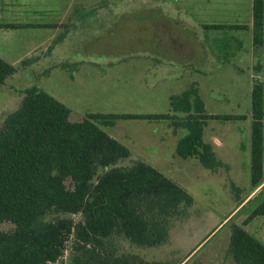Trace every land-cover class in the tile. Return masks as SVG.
<instances>
[{
  "label": "trees",
  "instance_id": "obj_1",
  "mask_svg": "<svg viewBox=\"0 0 264 264\" xmlns=\"http://www.w3.org/2000/svg\"><path fill=\"white\" fill-rule=\"evenodd\" d=\"M252 17V44L257 48L264 46V0H252ZM37 60L26 58L19 66ZM253 69L260 72V63ZM16 72L0 58V85ZM169 106L167 113H87L75 121L70 109L48 92L36 85L23 89L19 106L0 123V264H60L67 249L68 264H168L120 251L119 242L141 248L166 244L172 220L194 199L154 166L133 159L130 149L97 122L166 120L173 132L185 130L175 144L179 157H195L206 169L227 171L203 141V128L208 120L246 118L207 113L194 83L171 95ZM263 120V84L253 76L250 181L255 188L264 181ZM230 186L238 191L232 182ZM257 215H264V200L243 225ZM225 255L236 264H264V244L232 224Z\"/></svg>",
  "mask_w": 264,
  "mask_h": 264
},
{
  "label": "rangeland",
  "instance_id": "obj_2",
  "mask_svg": "<svg viewBox=\"0 0 264 264\" xmlns=\"http://www.w3.org/2000/svg\"><path fill=\"white\" fill-rule=\"evenodd\" d=\"M101 29L103 32L107 30ZM208 33L220 38L210 46L213 47L214 56L218 53L221 56L219 60L210 61L213 69L206 71L209 73L205 75L196 71L192 73V70L185 68L188 61L181 58L182 53L174 45L153 43V39L148 44L137 43L140 32L135 27L119 28L113 37L102 38L101 42L92 39V50L81 45V52L71 55L72 59L61 61L66 64L64 67H20V60L14 59V54L10 52L12 50L9 51L10 45H4L6 49L2 58L16 67L17 72L5 84L0 85V123L7 113L19 106L23 89L30 85L38 86L63 102L70 109L71 120L75 121L82 119L87 113L170 112L169 97L182 92L192 81L199 83L208 112L249 113L251 72L246 68V61L233 60L227 54L228 50L222 48L223 41H227L228 32L212 29ZM236 33L233 32L238 35ZM240 37L243 41L242 48H249L246 33L242 32ZM38 38H41V34ZM2 39L0 36L1 41ZM153 47L169 52L166 55L170 57L154 56L155 53L148 56V52L143 53ZM258 63L264 69L262 47L256 48L252 53L253 73L255 71L252 66ZM257 76L261 78L264 87V73ZM211 123L215 127V136L223 141L226 151L238 149L235 140L239 138V132L242 149L244 144L249 147V139L246 138L249 128L247 121L213 120ZM97 124L128 147L133 159L138 158L154 166L194 199L192 206L183 215L172 220L166 244L141 248L122 239L119 242L120 251L136 253L147 260H167L168 264H178L183 259L180 264L195 261L200 264H236L225 255L232 224L243 227L264 244V215H257L243 225V220L264 200V186L256 191L255 187L252 188L250 165L247 166V172L244 171V162L250 160V150L247 155L243 152L241 157L233 156L230 159L232 170L238 165L237 160H242L241 171L227 174L224 169L212 172L204 168L197 158L184 159L175 153L176 140L185 130L173 132L166 120L127 118L116 119L111 125ZM209 136L210 129H207L206 139ZM227 176L233 178L238 185L237 192L231 188ZM2 227L6 229L9 226L5 224ZM68 262L69 249L60 264Z\"/></svg>",
  "mask_w": 264,
  "mask_h": 264
},
{
  "label": "crops",
  "instance_id": "obj_3",
  "mask_svg": "<svg viewBox=\"0 0 264 264\" xmlns=\"http://www.w3.org/2000/svg\"><path fill=\"white\" fill-rule=\"evenodd\" d=\"M252 21V0H0V24H18L15 27H0V36L3 38L0 40V58L6 49L4 45L8 44L9 51L12 50L10 52L14 54V59H19V62L38 56V60L31 66L64 67L66 64L61 61L72 59L71 55L81 52L83 50L81 45H86L92 50V39L101 42L102 38L113 37L119 28L135 27L140 32L137 43L148 44L153 39V43L174 45V48L182 53L181 58L188 61L185 68L192 70V73L199 72L205 75L209 73L206 71L213 69L210 61L219 60L221 56V53L214 56L213 47L210 46L220 39L208 33L209 30L216 29L228 32L227 41H223L222 48L228 50L227 54L233 60L246 61L252 83L253 76L264 73L262 68L256 73L251 69L252 53L256 49L252 44ZM237 25H242L243 28H235ZM101 28L107 30L103 32ZM234 31L238 35H234ZM242 32L246 33V41L250 44L247 49L242 48L243 41L240 37ZM7 34L10 35L6 37ZM40 34L41 38H38ZM147 52L148 56L155 53L154 56L170 57L166 55L169 52L156 47L143 51ZM191 83L197 86L206 110L199 83L196 81ZM206 112L216 114L207 110ZM244 115L246 118L243 120L249 124L246 132L249 147L244 144L243 149L241 132L239 138L235 140L238 149L226 151L223 148V141L214 134L215 127L211 123L213 120H208L203 128V141L209 143L216 157L228 166L227 174L242 170V160L238 159V165L232 170L230 159L233 156L241 157L243 152L247 155V151L250 150L251 111ZM207 129H210V136L206 139ZM244 165V171L247 172L250 160L244 162ZM222 170L224 168L212 172ZM227 178L238 187L233 178L229 176ZM263 186L264 181L255 188V191Z\"/></svg>",
  "mask_w": 264,
  "mask_h": 264
}]
</instances>
